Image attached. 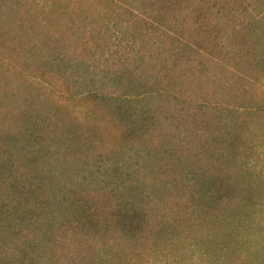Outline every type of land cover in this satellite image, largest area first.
Here are the masks:
<instances>
[{
  "label": "rangeland",
  "instance_id": "obj_1",
  "mask_svg": "<svg viewBox=\"0 0 264 264\" xmlns=\"http://www.w3.org/2000/svg\"><path fill=\"white\" fill-rule=\"evenodd\" d=\"M40 12H31L33 39L21 38L23 33L16 29L10 32L22 50L14 55L11 64L0 65V139L7 138L9 143L12 140L7 135L16 133L15 117L8 112L9 107L29 114L24 118L27 125L33 123L30 127L36 130L34 137L44 133L52 141L48 148L54 152L65 150L67 146L56 147L72 140L60 131L54 134L55 127L64 124L63 127L89 137L87 125L67 116L62 119L66 109L55 103L56 95L48 80L61 85L53 88L60 95L65 94L63 87L75 96L97 92L114 98L123 93L135 109H158L163 118L159 119L161 127L166 125L172 133L134 142V147L113 148L111 143L117 132L102 120L100 132L104 139L91 151L77 140L83 146L76 158L69 160L71 167L59 165L50 153L36 166H25L17 185L34 187L39 183L36 192L41 194L39 203L45 202L44 205L65 196L67 186L110 191L127 181L151 188L149 180L164 169V165L160 169L153 165L157 152L180 143L173 136V129L175 124L178 127L175 119L184 106L179 109L173 102L171 105L170 94L211 105L215 114L235 110L233 114L244 130L237 163L247 170L234 171L233 176L245 177V184L255 183L256 187L251 200L254 205L241 216L242 224L231 244L209 248L212 240L219 242L218 237L195 243L199 230L194 228L185 232L192 236V244H150L147 248L153 249L140 258V264H264V113L246 109L250 103L257 107L262 101L251 87L254 77L264 75V0H59L47 14ZM172 83L180 87L175 88ZM263 87L264 84L259 86L260 92ZM158 88L161 93L151 92L148 98L137 95ZM100 156L103 160L97 161ZM175 159L173 155L171 162ZM104 160L107 164L98 168L97 162ZM40 173L43 177L48 174L49 190L48 182L40 184ZM61 187L65 188L58 190ZM27 205L25 215L31 208L36 210L34 203ZM30 217L27 216L33 223V216ZM41 232L38 225L34 236L25 240L28 264H65L67 257L78 254L72 245L66 248V255L56 253ZM66 234L59 238L70 242L73 236L69 231ZM12 251L15 252L11 249L4 253ZM114 254H118L116 248L85 247L79 260L81 264H130L125 252L123 258Z\"/></svg>",
  "mask_w": 264,
  "mask_h": 264
},
{
  "label": "trees",
  "instance_id": "obj_2",
  "mask_svg": "<svg viewBox=\"0 0 264 264\" xmlns=\"http://www.w3.org/2000/svg\"><path fill=\"white\" fill-rule=\"evenodd\" d=\"M58 1L0 0V65L11 64V61H15L14 55L22 50V47H17L16 37L10 33L11 30L22 32L21 38L33 39L35 31L30 24L34 21V14L31 12L41 10L40 13L47 14ZM260 76L264 80V75ZM260 76L254 77L251 88L261 96L262 101L257 107L250 103L246 108H254L256 114L259 111L264 113V87L261 92L258 89L264 84ZM40 77L43 78V72ZM47 82L51 85V92L56 95L55 103L66 109L62 119L67 116L68 119L87 125L89 137L84 133L71 131L62 124L52 129V132L58 134L56 131H60L72 140L56 147L67 146L65 150L56 149L54 152L48 148L52 141H48L51 139L45 138L44 133L34 137L36 130L30 127L33 123L27 125V119L24 118L29 114L19 113L15 107H9L8 112L15 117L16 133L12 137L7 135L12 140L9 143L7 138L0 139V264H28L25 240L34 236L38 225L42 228L41 233L46 242L52 245L56 253L66 255V248L74 246L77 251L75 254H78L67 257L65 264H81L79 253L85 247L110 250L116 248L118 254L114 255L123 258L125 252V259L130 264H140V258L148 256L151 252L149 249H153L147 248L150 244L152 247L171 242H176V246L192 244V236L185 232L194 228L199 230L195 243L218 237L219 242L212 240L209 248H225L231 244L242 224L241 216L254 205L251 200L256 187L255 183L253 186L245 184V177L241 179L233 176L234 171L243 172L246 169L244 165L237 163V158L242 153L240 135L244 130L241 131L242 124L238 122V116L233 114L235 110L227 111L225 115L215 114L211 105L207 106L194 98L170 94L168 100L172 98L171 105L173 102L179 109L184 106L179 112L180 117L175 119L178 127L175 124L176 129H173V136L180 143L179 146L174 144L173 147H163L158 152L155 149L157 156L153 165L158 169L164 165V169H161L157 177L149 180L151 188L142 183L139 186L127 181L110 191L92 189L89 186L80 189L65 186L66 195L48 202V210L45 202L39 203L43 199L36 192L39 183L34 187L17 185L18 175L25 166L30 169L29 165L36 166L52 153L59 165L71 167L69 160L74 156L76 158L79 148L83 146L81 144L84 143L83 148L91 151L92 146H97L98 141L104 139L100 132L102 120L117 132L114 142L107 140L112 141L113 148L129 145L134 147V142L151 141L158 134L167 132L171 135L172 132L166 125L161 127L159 119L163 118L159 117L158 109H135L123 93L114 98L97 92L75 96L68 88L63 87L65 94L60 95L53 88L61 85L53 80ZM156 82L155 80L154 84ZM178 85L172 83L175 88ZM161 91L160 88L145 90L137 95L148 98L151 92ZM216 104L220 106L219 103ZM76 106L84 109L76 110ZM68 113L73 115H67ZM77 140L82 143L79 144ZM173 155H176V159L171 162ZM100 160H103L101 156L97 161ZM105 163L107 164L105 160L103 163L97 162V167L100 168ZM40 174V184L48 182V189L51 183L48 174L45 177L42 176L43 173ZM64 188L58 190L62 191ZM30 202L35 204L36 210L31 208L25 215V207ZM54 203L55 208L50 209ZM27 216H33L34 222L30 223ZM67 231L73 236L72 239L69 238L70 242L59 238L66 236ZM11 249L15 250L11 252L13 255L4 253ZM211 253L215 255V252Z\"/></svg>",
  "mask_w": 264,
  "mask_h": 264
}]
</instances>
